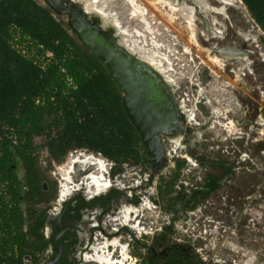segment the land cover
<instances>
[{"label":"flooded vegetation","instance_id":"flooded-vegetation-1","mask_svg":"<svg viewBox=\"0 0 264 264\" xmlns=\"http://www.w3.org/2000/svg\"><path fill=\"white\" fill-rule=\"evenodd\" d=\"M117 1L113 4V8L119 13L123 22L129 20L130 26L137 25V21L130 18L126 12V6L122 4L121 0ZM218 1L223 3L222 0ZM165 9L168 11L167 8ZM207 13L205 16L204 14L197 15L194 20L195 42L188 40V35L184 30L186 21L182 16L175 17V21H178L177 27L170 25L174 31L166 29L162 20L155 17L151 19L149 14L147 18L155 26L153 37L158 41L160 49L167 51L169 48L171 51L174 50L178 56H185L191 52L193 47H197L209 55H217L221 58L227 73L233 77V70H229L230 65L232 66L236 59L238 60L236 63L239 60L242 61L245 56L251 54L250 50L238 46L236 43L228 42V33H226L228 28L223 30L221 25L217 27V21L209 19ZM224 20L229 21L227 17ZM213 23H215L214 26H212ZM230 25L228 23L229 29ZM239 36L243 39V44L248 47L249 39L241 34ZM229 49H235L237 52L230 54ZM219 51L223 53H219ZM174 59L179 60L180 58L175 56ZM197 78L199 84L206 88L208 84L203 79L211 78V76L207 75L206 71L199 69ZM179 81L182 79L179 78ZM171 85H174L175 91L169 88L166 90V94H158L160 95L156 105L158 110L157 113H152V117L164 119L166 122H163L166 125L162 128L161 126L151 127L146 139L149 148L141 134L132 125L139 135L141 151L121 163L112 160L108 163V158H101L105 163L102 167L104 180L110 185L109 189L105 190L106 192L101 191L90 198L86 197L84 191L78 188L61 200L58 187L54 200L50 201L51 188H46L44 184L46 180H41L38 170L34 173L41 188L33 190L26 183V170L22 167L21 162L17 161L15 165H12L13 175L5 178L0 185V255H2V264H108L103 260H98L97 255L106 257L111 264H202L200 260L191 259V250L188 246L172 241L170 233L174 225L171 224H174L179 215L183 217L182 213H187L184 211L185 209H191L192 206L195 208L196 205H199L201 196L216 191L222 185L221 179L210 174L206 169L202 171V178L200 173H197L199 172L198 168H201L203 164L198 155L191 153L190 150L192 149L190 147L191 139L197 138V133L190 134L191 127L201 129L208 127L211 122H216L224 126V130H227L229 121L227 115L221 116L219 121L214 119V117H218L216 114H213L214 117L207 115L205 117L208 118L207 122L204 118L201 121L198 118L199 115L193 113L190 124L183 128L182 123L186 122L185 117L179 115L176 110V105L179 103L176 102L174 93L178 91L180 94L186 95V93L183 88L180 91L181 88L176 83L173 82ZM119 94L122 98V94L120 92ZM177 96L179 98L178 94ZM196 103L194 111L202 116V110L209 100L204 94H201ZM220 121L222 122L220 123ZM176 138H178L179 144L175 143ZM182 142H187V145L183 146ZM169 145L170 148H168ZM40 148L42 147L36 146V150ZM179 149L182 150L181 153H177ZM33 155L35 156V151ZM180 161L183 163L182 167H180ZM84 164L87 163L84 162ZM128 165L138 168L136 171L126 169ZM185 166L187 169L183 174ZM87 167L92 170L100 168L98 162L91 163ZM167 168L171 171H168ZM84 170H81L85 173L84 177L88 176L89 173L87 174ZM20 171H22L21 176L19 175ZM179 172H182L179 185L173 191L161 194V198H159L156 195L157 178L166 173L171 177L178 176ZM146 201L151 205L150 207L144 205ZM140 206L143 208L136 214L133 210L130 213L125 210L127 207L137 208ZM152 207L163 210L161 211L166 216L162 217V221H166V224L153 225L148 213ZM179 208L182 209L179 211ZM125 212L127 217L124 215ZM169 213L170 215H168Z\"/></svg>","mask_w":264,"mask_h":264},{"label":"rangeland","instance_id":"rangeland-1","mask_svg":"<svg viewBox=\"0 0 264 264\" xmlns=\"http://www.w3.org/2000/svg\"><path fill=\"white\" fill-rule=\"evenodd\" d=\"M36 1L47 7L53 16L60 20L82 44L76 34V26L78 27L79 22L73 13L69 12L70 10L55 9L56 7L54 8L52 4L53 0L50 3L47 0ZM115 1L117 0H110L107 5L111 17L105 19L104 29L107 33L115 34L116 40L126 53L134 55L133 57L138 60L143 57L148 65L152 64L149 69H153L152 75L158 84H163V87L169 90V88H175L171 85L174 82L179 85L180 91L184 89L186 95L180 94L179 91L174 93V98L179 103L178 106L176 105V110L179 115L185 117L186 121L182 123V127L190 124L193 113L199 115L198 118L201 121L204 118L207 122L208 118L205 117L213 116V114L218 116L217 118L213 116L218 121L221 116L227 115L229 121L227 130L216 122H211L208 127L201 129L191 127V132L187 127L190 134L197 133V140L191 139L192 149L190 150L192 152L188 149L191 153L197 154L203 164L201 168H198L197 173H200L202 178V171L206 169L210 174L221 179L222 185L216 191L201 196L199 205L185 209L187 213L184 212L183 217L179 215L175 219L174 224H171L174 225L170 233L172 241L188 246L191 250V259L200 260L202 264H264V31L255 23L241 0H222L223 3L218 0H206L205 9L196 11L194 20L197 15L204 14L205 16L208 12V18L214 22L217 21V27L221 25L223 30L228 28L226 30L228 42L250 50L251 54L245 56L242 61L239 60L236 63V59L234 64L230 65L229 70H233L235 75L232 77L227 73L226 66H223L222 60L217 55H209L197 47H193L191 52L185 56H178L174 50L171 51L169 48L167 51L160 49L159 43L153 37L155 26L152 25L147 15L149 14L151 19L155 17L162 20L166 29L174 31L173 27H177L178 21H175V16L169 6L165 7L161 4L157 8L150 4L151 0H133V4H130L128 0H121L122 4L127 7L126 12L129 13V17L138 23L130 26L129 20L123 22L119 13L113 8ZM94 2L95 10H98L97 7L101 5V1L95 0ZM87 4H91L90 8H95L92 0H89ZM210 10L212 11L209 12ZM77 14L82 16L81 12ZM178 16H182L186 21L182 14ZM225 17L228 18V22L224 20ZM86 23L90 25L88 21ZM185 23L184 30L187 31L188 40L195 42L193 37L196 28H193V33H190L187 22ZM205 23L207 24L206 20ZM228 23L231 24V30ZM240 34L249 39L248 47L243 44L244 41L239 36ZM186 50L188 51L189 48L187 47ZM219 53L223 52L219 51ZM175 56L180 59H174ZM199 69L211 76V78L203 79L208 84L206 88L199 84L197 78ZM179 78L182 81H179ZM201 94L209 100L202 110V116L194 111L196 101ZM191 138H193L192 135ZM34 142L36 146H41L43 139L36 137ZM175 143L179 144V140ZM182 145H187V142H182ZM181 151L179 149L177 153ZM81 154L105 158L97 152L77 148L70 150L62 161H50L45 148L35 150L39 172L46 180L44 184L46 188H51L50 201L54 200L56 188L60 185L59 169L65 166L70 157ZM107 161L111 162L110 159ZM180 164L182 167V161ZM137 168L132 165L126 167L134 171ZM185 169L187 166L184 167L183 174H185ZM182 172L172 177L168 173L160 175L157 178L156 195L161 198V194L166 191H173L182 179ZM19 175H22V171ZM181 209L179 208V211ZM161 210L158 207H152L148 211L153 225L166 224V221H162V217L166 215Z\"/></svg>","mask_w":264,"mask_h":264},{"label":"trees","instance_id":"trees-1","mask_svg":"<svg viewBox=\"0 0 264 264\" xmlns=\"http://www.w3.org/2000/svg\"><path fill=\"white\" fill-rule=\"evenodd\" d=\"M241 1L264 31V0ZM36 137L50 161L82 148L121 163L142 149L116 86L89 50L36 0H0V185L20 161L26 183L41 188Z\"/></svg>","mask_w":264,"mask_h":264},{"label":"water","instance_id":"water-1","mask_svg":"<svg viewBox=\"0 0 264 264\" xmlns=\"http://www.w3.org/2000/svg\"><path fill=\"white\" fill-rule=\"evenodd\" d=\"M52 2L53 7L61 8L63 5L62 0ZM72 13L79 22L76 34L92 56L104 66L117 90L122 94L121 104L124 112L149 148L146 139L151 127L162 128L166 125L164 119L152 117V113H157L156 105L160 95L167 92L165 87L153 80L148 69L136 65L130 56L111 42V38L103 35L102 30L87 24V20L77 12Z\"/></svg>","mask_w":264,"mask_h":264},{"label":"bare ground","instance_id":"bare-ground-1","mask_svg":"<svg viewBox=\"0 0 264 264\" xmlns=\"http://www.w3.org/2000/svg\"><path fill=\"white\" fill-rule=\"evenodd\" d=\"M49 3L52 0H47ZM95 0H92L93 2V6H95V8H90L87 4V2H89V0H62V7H54L57 10H62V11H71V12H81L82 16L90 23V25L92 27L95 28H99V30L103 31V35H105L107 38H111V42L115 45H118L122 51H124L123 47L119 45L118 40H116L117 38L115 37V34L112 32L107 33L105 28L106 25V21L105 19L110 18L111 17V13L109 12V8L107 7V5H109L110 0H100L101 1V5L98 8V10L96 9V5L94 4ZM130 4H133V0H128ZM127 1V2H128ZM147 1V0H146ZM100 4V3H99ZM137 4V3H136ZM150 4L153 5L154 7H159L161 4L166 6H169L172 10V14L176 17L179 14H182L187 22L188 28L190 29V33H193V28L194 27V15L196 14L197 10H204L205 6L207 4L206 0H190V1H186V0H151ZM92 6V7H93ZM131 6V5H130ZM208 6V5H207ZM168 7V8H169ZM127 8V7H126ZM140 8V7H139ZM132 11V10H131ZM130 11V12H131ZM142 11V10H141ZM144 11V10H143ZM171 12V11H170ZM115 13V12H114ZM137 13V12H136ZM118 14V13H116ZM129 14V13H128ZM100 17H98V16ZM139 15V14H137ZM146 15V14H145ZM118 16V15H117ZM132 16V14H131ZM138 17V16H137ZM140 17V16H139ZM168 17V16H166ZM165 17V18H166ZM119 18V17H118ZM142 18V17H141ZM162 19V18H161ZM170 19V18H169ZM168 19V21H169ZM173 19V18H172ZM143 20V19H142ZM141 20V21H142ZM140 21V22H141ZM129 23V22H128ZM145 23V22H144ZM143 23V24H144ZM167 23V22H165ZM176 23V22H175ZM140 24V23H139ZM146 24V23H145ZM148 24V23H147ZM121 26V25H120ZM140 27V26H139ZM154 27V26H153ZM128 28V27H127ZM136 28V27H135ZM142 28V27H141ZM140 28V29H141ZM134 30V29H133ZM144 30V29H143ZM111 31V30H110ZM122 31V30H121ZM146 31V30H145ZM195 31V29H194ZM139 33V32H138ZM187 33V31H186ZM178 34V33H177ZM131 35V34H130ZM137 35V34H136ZM190 35V34H189ZM140 36V35H139ZM189 37V36H188ZM142 38V37H141ZM151 38V37H150ZM194 38V37H193ZM137 40V38H136ZM150 40V39H149ZM162 40V39H161ZM138 41V40H137ZM140 41V40H139ZM154 41V40H153ZM156 41V40H155ZM147 42V39H146ZM158 42V41H157ZM123 43V41H122ZM144 43V42H143ZM148 43V42H147ZM138 44V43H137ZM146 44V43H145ZM150 44V42H149ZM131 46V44H129ZM128 47V46H127ZM234 48V47H233ZM152 49V48H151ZM230 50V54L231 53H235L237 52L235 49H229ZM227 51V50H226ZM125 52V51H124ZM128 52V51H127ZM126 53V52H125ZM228 53V52H227ZM128 56L131 57L132 61L136 64V65H140L143 66L144 68L148 69L150 71V74L153 78L152 73H154L153 69H149V67L152 65H148L146 63L145 60L142 59L138 60L137 58L129 55L128 53H126ZM149 54V53H148ZM160 54V53H159ZM214 56V55H213ZM166 57V56H165ZM209 57V56H208ZM153 58V57H152ZM162 58V57H161ZM221 59V58H220ZM211 61V60H210ZM154 62V61H153ZM163 62V61H162ZM215 62V61H214ZM159 63V62H158ZM161 63V62H160ZM170 63V62H169ZM219 63V62H218ZM217 64V63H216ZM220 65V63H219ZM168 67V66H167ZM153 68V67H152ZM160 69V68H159ZM165 72V71H164ZM155 75V74H154ZM168 76V75H167ZM154 80V78H153ZM171 80V79H170ZM163 83V82H161ZM168 84V82H167ZM169 85V84H168ZM177 104V103H176ZM184 106V105H182ZM179 109V108H178ZM184 112V111H183ZM183 116V115H182ZM187 116V115H186ZM190 118V117H189ZM176 124V123H175ZM175 124H173V126L175 127ZM184 126V125H183ZM173 129V128H172ZM175 142L178 141V139L176 138V140H174ZM100 158V157H99ZM95 158V156H87L86 154H81V155H76V156H72L68 159V161L66 162L64 167H61L59 169L60 171V186H59V197L61 198V200H63L64 198H66L69 194L72 193V191L77 190L78 188L82 189L84 191V195L86 197H90L93 195H97L99 194L101 191H105L107 190V188L110 186L109 183L107 181L104 180V174H103V170L102 167L105 165L104 160L102 161V159L100 158ZM83 162V163H82ZM87 163V164H84ZM99 163L100 168L98 170H92L91 168L87 167L89 164L91 163ZM85 169V170H84ZM90 169V171H88ZM81 170H84V172H87V174L89 173L88 176L84 177V174ZM109 189V188H108ZM76 192V191H75ZM106 192V191H105ZM60 201V200H59ZM144 202V201H143ZM139 204V203H138ZM147 207L149 206V203L144 204ZM143 206L137 207V208H133V207H127L125 210L127 213H130L131 210H133V212L138 213L140 210H142ZM146 208V207H145ZM124 210V209H123ZM125 212V216L127 217V214ZM123 218V217H122ZM122 221V220H121ZM128 221V220H127ZM131 227V226H130ZM140 230V229H139ZM141 232V231H140ZM110 242V241H108ZM114 243V242H113ZM118 243V242H116ZM115 243V244H116ZM108 244V243H107ZM112 244V243H111ZM103 246V245H101ZM93 247V246H92ZM96 247V246H95ZM125 247V246H124ZM104 248V247H103ZM98 251V250H97ZM100 252V251H99ZM124 253V252H123ZM127 254V253H126ZM127 256V255H126ZM89 257V256H88ZM97 259L99 260H103L108 264H111L109 262V260L104 257V256H96ZM109 257V256H108ZM127 258V257H126ZM111 259V258H110ZM97 263V262H96ZM98 264V263H97ZM105 264V263H104ZM115 264V263H114Z\"/></svg>","mask_w":264,"mask_h":264},{"label":"built area","instance_id":"built-area-1","mask_svg":"<svg viewBox=\"0 0 264 264\" xmlns=\"http://www.w3.org/2000/svg\"><path fill=\"white\" fill-rule=\"evenodd\" d=\"M112 164V163H111Z\"/></svg>","mask_w":264,"mask_h":264}]
</instances>
